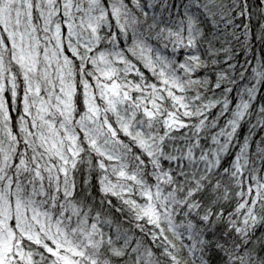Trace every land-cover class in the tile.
Returning <instances> with one entry per match:
<instances>
[{"label": "snow or ice", "instance_id": "6c2138e0", "mask_svg": "<svg viewBox=\"0 0 264 264\" xmlns=\"http://www.w3.org/2000/svg\"><path fill=\"white\" fill-rule=\"evenodd\" d=\"M0 264H264V0H0Z\"/></svg>", "mask_w": 264, "mask_h": 264}]
</instances>
